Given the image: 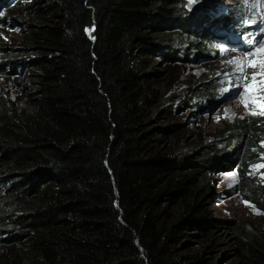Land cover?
<instances>
[{"label": "trees", "instance_id": "16d2710c", "mask_svg": "<svg viewBox=\"0 0 264 264\" xmlns=\"http://www.w3.org/2000/svg\"><path fill=\"white\" fill-rule=\"evenodd\" d=\"M170 1L50 0L36 9L42 25L22 48L32 108L17 114L0 105V204L12 210L0 244L22 241L26 264H173L191 237L211 257L188 262H218L211 161L160 151L177 127L149 124L162 102L152 56L171 65L190 50L207 52L191 21L172 18ZM210 20L204 28L213 30L219 22ZM248 132L264 134L245 123L237 140ZM234 243L238 264H264L263 240Z\"/></svg>", "mask_w": 264, "mask_h": 264}, {"label": "rangeland", "instance_id": "374dc122", "mask_svg": "<svg viewBox=\"0 0 264 264\" xmlns=\"http://www.w3.org/2000/svg\"><path fill=\"white\" fill-rule=\"evenodd\" d=\"M16 1L0 0V22H3L0 23V70L10 73V76L0 73V105L15 110L17 114H26L32 108L28 101L32 86L22 67L28 59L22 48L30 31L42 25L36 17V9L46 8L50 0H20L14 7ZM170 2L172 18L191 21L184 20L207 52L190 50L181 62L171 65L152 56L154 71L158 73L153 88L159 91L162 102L152 109L154 116L149 124L162 129L177 127L175 138L161 141L160 151H169L178 159L199 157L218 162L214 167L211 162L205 165V179L209 186L207 203L212 218L220 223L214 232L212 252L218 254L216 264H238L234 254L236 237H254L264 241L261 210L264 207V134L251 136L248 132L238 141L236 130L245 123L248 126L254 124L259 132L264 130V99L258 98L256 82H247L249 86L245 92L242 87L232 88L226 80L234 79L230 77L233 71L230 61L256 63L264 60L262 51L247 54L249 45L244 36L253 34L260 41V46H264V40L257 31L258 25H246L244 22L246 0H192L191 7L194 6L197 13H193L194 8L188 9L189 0ZM250 2L256 7L254 12L247 8L251 18L264 19V3L261 0ZM219 18L223 20L220 22ZM197 19L200 21L195 23ZM208 20L219 24L208 30L204 28ZM234 22H238L236 29H233ZM12 55L17 62L10 67L3 58ZM252 71L251 67L247 68V72ZM242 98L249 105L247 108ZM162 111L169 113V120L158 116ZM227 159L236 161L227 164ZM3 208L4 205L0 204V222L12 213V210ZM5 236L4 232L0 233V239ZM19 242L16 245L0 244V264H26L27 251L24 243ZM205 247L198 238L191 237L179 246L177 250L180 253H176L175 261L170 255L168 259L173 264H193L195 262H188L186 257L201 256ZM202 257L206 260L211 256L204 253Z\"/></svg>", "mask_w": 264, "mask_h": 264}, {"label": "snow or ice", "instance_id": "6c2138e0", "mask_svg": "<svg viewBox=\"0 0 264 264\" xmlns=\"http://www.w3.org/2000/svg\"><path fill=\"white\" fill-rule=\"evenodd\" d=\"M264 3V0H261ZM192 5V0H189V7ZM247 8H251L254 12L256 10L255 5L251 4L250 0H246V25H258V33L260 35L261 40H264V19L253 20L251 18V14L247 12ZM245 42L249 45L248 55H251L252 51H262L264 52V46H260V41L254 38L253 34H248L244 36ZM231 65H233V71L230 74V77L226 80V83H229L232 88L242 87L245 92L248 91V83L247 82H256V91L259 93V99H264V60H261L256 63H242L241 61H230ZM251 67L253 71L251 73L247 72V68ZM229 74H226V76ZM228 90L227 88L225 89ZM244 106L247 108L249 105L243 100ZM264 114V113H262ZM255 151V149H254ZM231 186V185H230Z\"/></svg>", "mask_w": 264, "mask_h": 264}, {"label": "water", "instance_id": "95a60500", "mask_svg": "<svg viewBox=\"0 0 264 264\" xmlns=\"http://www.w3.org/2000/svg\"><path fill=\"white\" fill-rule=\"evenodd\" d=\"M192 8H194V6L188 7L189 10H191ZM197 12H198V10L196 8H194L193 13H197Z\"/></svg>", "mask_w": 264, "mask_h": 264}]
</instances>
